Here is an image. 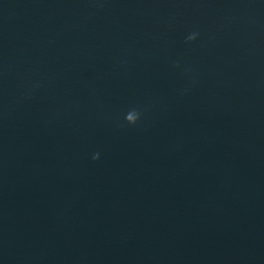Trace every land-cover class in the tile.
Returning <instances> with one entry per match:
<instances>
[{
	"label": "water",
	"instance_id": "obj_1",
	"mask_svg": "<svg viewBox=\"0 0 264 264\" xmlns=\"http://www.w3.org/2000/svg\"><path fill=\"white\" fill-rule=\"evenodd\" d=\"M0 264H264V0H0Z\"/></svg>",
	"mask_w": 264,
	"mask_h": 264
}]
</instances>
